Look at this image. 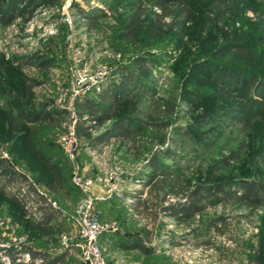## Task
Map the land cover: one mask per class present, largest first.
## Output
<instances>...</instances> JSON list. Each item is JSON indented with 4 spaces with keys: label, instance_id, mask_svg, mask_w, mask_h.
Segmentation results:
<instances>
[{
    "label": "rangeland",
    "instance_id": "374dc122",
    "mask_svg": "<svg viewBox=\"0 0 264 264\" xmlns=\"http://www.w3.org/2000/svg\"><path fill=\"white\" fill-rule=\"evenodd\" d=\"M190 1L193 21L182 36L154 28L158 10L147 7L134 38L126 39L129 10L121 0H57L52 7L32 0L29 20L0 25V172L18 176L4 193L19 198L31 185L56 211L49 223L35 226L34 197L25 198L22 210L0 193V247L66 252L64 264H81L75 246L78 173L101 180L90 190L95 207L102 224L118 228L99 238L108 264H254L264 208L249 213L218 205L181 224L160 216L151 227L128 210L129 199L122 201L124 193L143 188L152 157L192 185L264 183V0ZM128 73L130 84L112 105V119L78 136L71 159L62 142L79 117L77 105L89 100L105 109L98 85L100 91L121 88ZM15 106L59 120L27 124L35 148L58 164L60 189H52V176L22 133L9 130L5 110ZM116 118L129 123L125 143L110 135ZM97 135L105 140L91 146ZM138 239L148 253L124 247ZM258 259L264 264V248ZM0 263L8 264L6 256L0 254Z\"/></svg>",
    "mask_w": 264,
    "mask_h": 264
},
{
    "label": "trees",
    "instance_id": "16d2710c",
    "mask_svg": "<svg viewBox=\"0 0 264 264\" xmlns=\"http://www.w3.org/2000/svg\"><path fill=\"white\" fill-rule=\"evenodd\" d=\"M12 1L0 0V25L2 26L10 25L17 18L27 21L32 15L31 7L33 6H30L32 0H28V3L26 2L23 6H11ZM56 1L45 0L48 3L46 7H52ZM121 1H126L125 6L129 10V16L125 24L126 39L134 38L136 26L147 7L158 10L157 13L153 14L154 28L175 29L180 36L183 35L186 25L193 21L194 11L190 0ZM165 18L169 19L168 23L164 22ZM239 75L235 83L239 82ZM129 77H131V73H128L127 78L125 77L120 81L121 88L112 86L108 91H99L97 93L99 102L108 104L104 107L105 109L89 100H83L81 104L77 105L79 117L75 122L74 130L78 136L84 135L89 130L96 129L112 119V105L121 99L122 88L126 89V86L130 84ZM5 111L4 117L8 123L9 130L22 133L25 145L52 176L55 182V186L52 189H60L62 176L58 164L51 162L49 158L35 148L33 143L34 130L29 131L27 124L37 120H42L49 124H57L59 120L52 118V113H46L45 110L40 111L38 114H33L25 112L20 106H15L7 108ZM112 126V132L108 131V133L113 135L118 141L125 143L130 139V126L129 123L124 122L123 118H116ZM108 133L105 139L109 137ZM103 135L90 138V145L94 146L101 141L103 142L105 140L102 137ZM3 162V160H0V166ZM149 168L151 173L143 182V188L132 194L124 193L122 201L129 199V205L133 210L134 217L151 227L156 225L160 216L171 218L181 224L218 205L231 206L234 209H246L249 213L264 208V183L262 182L241 180L239 182L221 181L209 185H192L186 175L173 169H168L155 157L151 158ZM5 173L0 172V193L9 201L16 202L22 210L25 208V198L34 197L35 200L32 207L39 214L38 221L34 223L35 226L45 225L56 217V211L51 207L49 201L38 194L31 185H27V195H25L24 191L19 194V198L15 195L9 196L5 194L4 188L6 185L18 177L14 172ZM170 197H174L175 200L169 201ZM146 233L147 236L152 235L150 230ZM124 247L148 253L147 247L140 239L135 244ZM262 248H264V236L260 240L259 250H256L252 263L261 264L258 259V253L262 251ZM0 254L6 256L8 264H64L67 255L66 252L52 254L42 249L13 243L6 247H0ZM23 254L27 256L26 262L21 260Z\"/></svg>",
    "mask_w": 264,
    "mask_h": 264
},
{
    "label": "built area",
    "instance_id": "2783aa9c",
    "mask_svg": "<svg viewBox=\"0 0 264 264\" xmlns=\"http://www.w3.org/2000/svg\"><path fill=\"white\" fill-rule=\"evenodd\" d=\"M102 75L103 73L96 74L93 83L100 80ZM99 87L98 85V91H100ZM78 142L79 137L75 133V130L71 128L62 142L65 151L71 159L74 157ZM73 181L81 193L74 212L75 220L78 225L77 242L75 246L80 250L81 261L83 264H108L104 257L99 238L103 232H115L118 228L112 225L102 224L99 212L95 207L97 198L91 195L90 190L96 182H101V180L99 178L96 180L84 179L78 173H75ZM49 203L54 205V203L50 201ZM131 210L130 208L129 211Z\"/></svg>",
    "mask_w": 264,
    "mask_h": 264
},
{
    "label": "crops",
    "instance_id": "0c3cea01",
    "mask_svg": "<svg viewBox=\"0 0 264 264\" xmlns=\"http://www.w3.org/2000/svg\"><path fill=\"white\" fill-rule=\"evenodd\" d=\"M128 210H129V208H128Z\"/></svg>",
    "mask_w": 264,
    "mask_h": 264
}]
</instances>
